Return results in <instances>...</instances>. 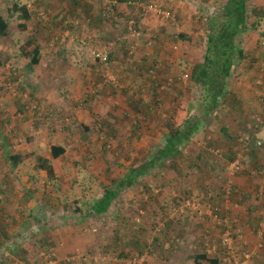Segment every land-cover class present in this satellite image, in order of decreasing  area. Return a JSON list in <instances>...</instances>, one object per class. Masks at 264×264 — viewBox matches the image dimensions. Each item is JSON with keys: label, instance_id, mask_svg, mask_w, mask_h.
Here are the masks:
<instances>
[{"label": "rangeland", "instance_id": "rangeland-1", "mask_svg": "<svg viewBox=\"0 0 264 264\" xmlns=\"http://www.w3.org/2000/svg\"><path fill=\"white\" fill-rule=\"evenodd\" d=\"M116 1L0 0L9 24L0 34V264H33L38 253L34 264H193L198 253L225 264L226 225L192 209L169 211L189 199L218 208L245 240L250 235L255 243L235 247L251 251L252 264H264V18L258 29L241 34L240 44L258 34L257 48L237 61L232 85L220 106L201 118L199 132L122 192L109 212L89 215L106 187L164 146L176 117L173 101L186 87L194 90L190 116L200 119L208 34L226 2L129 0L131 14L120 15ZM254 3L264 7V0ZM15 4L26 6L30 19L13 12ZM31 36L47 66H34L21 54ZM99 49L108 50L107 63ZM251 72L249 88L259 100L242 103L238 93ZM240 107L245 126L228 136L220 113ZM53 145L64 146L66 154L53 158ZM10 154L25 156L15 166ZM39 156L52 161L55 178L38 166ZM237 159L239 166L229 170ZM237 177L252 191L243 190ZM41 239L45 244L36 249Z\"/></svg>", "mask_w": 264, "mask_h": 264}, {"label": "trees", "instance_id": "trees-1", "mask_svg": "<svg viewBox=\"0 0 264 264\" xmlns=\"http://www.w3.org/2000/svg\"><path fill=\"white\" fill-rule=\"evenodd\" d=\"M128 3L129 0H117L113 4V9L120 15H130L131 9ZM12 11H20L24 19H30V13L24 5L15 4ZM263 18L264 7L255 4L254 0H226L221 6V11L212 18L211 31L208 34V45L199 77L203 99L200 115L198 116L200 119L193 121L190 116L194 90L192 87H186L183 94L177 95L173 101L176 108V117L174 121L167 125L164 146L154 152V156L149 162L144 165L130 166L121 178L114 180L111 186L106 187L103 195L90 204L91 211L89 215H102L109 212L122 192L131 189L138 178L146 174L158 162H165L172 155L179 154L181 148L199 132L201 118L209 116L212 111L220 106L221 99L226 95L227 88L231 83L234 67L237 61L244 57L245 53L239 41L242 38L241 34L250 29H258ZM251 19L252 21H250ZM19 26L22 30L27 28L26 23H20ZM8 27V21L3 15H0V34L6 35ZM261 34L264 36L263 32ZM19 49L24 57L30 58L32 65L47 66L48 60L41 54V45L35 36L29 37L20 45ZM51 153L53 158H59L66 154V148L62 145H53ZM31 155L35 156L33 153ZM23 157L20 154L9 155V159L15 166L22 161ZM37 160L38 166L46 171L51 179L55 178L56 171L52 161L44 156L37 157ZM227 178L229 179L227 187L229 183L233 186L234 176L231 175L230 171ZM173 206L175 205H171L169 208L171 213ZM79 210L81 212L80 216L84 218L83 209L78 207ZM70 219L73 220L74 218L71 217ZM44 244L41 239L36 244V249H41ZM38 254L31 256L33 264L34 261L39 260ZM21 257L27 260L26 257ZM205 262L218 263L216 259H210L206 253H198L194 256L193 264H205Z\"/></svg>", "mask_w": 264, "mask_h": 264}, {"label": "built area", "instance_id": "built-area-1", "mask_svg": "<svg viewBox=\"0 0 264 264\" xmlns=\"http://www.w3.org/2000/svg\"><path fill=\"white\" fill-rule=\"evenodd\" d=\"M151 10H155L158 12H161L164 14L167 18L171 16V13L169 11H160L154 5H150ZM134 36H140V33H134ZM261 45L264 46V38L261 41ZM97 56L99 59L107 63L109 54L108 50H103L99 49ZM249 127H251V124H248ZM242 140L244 141L245 145H248L250 143L251 137L250 135H245ZM257 145L261 144L260 140H257L256 143ZM240 164V161L237 159L234 161L231 166L230 170H235ZM232 175V171H231ZM264 176V173H263ZM232 184L229 183L228 187H231ZM206 204L202 202L200 199H189L186 201L183 205H180L178 207L173 206L172 207V212L173 214H181L187 211V209H192L194 210L195 213L199 215H205L203 219L205 218H210L214 219L216 222L222 224L223 226H227L228 229L225 232V237L223 239V245L225 247L224 255L222 257V261L225 264H252V259H253V253L251 251L243 250V251H238L235 247V244L237 243H246L245 240V233L240 227H236L235 229L232 228V225L229 224V221L227 218L222 219L219 213L218 208H210L206 207Z\"/></svg>", "mask_w": 264, "mask_h": 264}, {"label": "crops", "instance_id": "crops-1", "mask_svg": "<svg viewBox=\"0 0 264 264\" xmlns=\"http://www.w3.org/2000/svg\"><path fill=\"white\" fill-rule=\"evenodd\" d=\"M247 35L246 33H244V36ZM251 35H248L244 41L242 42L241 44V47L243 48L244 50V53L246 54V51L247 50H250V51H254L257 46L253 43V40L256 39L257 35L258 34H253L252 38H251ZM246 57V56H245ZM247 60V59H245ZM255 74V73H250L249 74V77H248V80L244 83H241L243 84L242 85V90L240 91V93H238V97H239V100L243 103L244 99L245 100H251V101H254L255 103L258 102L259 100V97L256 95L257 94V91L254 90V89H250V84L251 83H255V79L253 80L252 78V75ZM233 74H232V80L234 79L233 78ZM232 80H231V85H232ZM256 82H258V79L256 80ZM258 87V86H255V88ZM244 93V94H243ZM255 97V98H254ZM247 104V103H246ZM244 113V110L242 109V107L239 108V110L235 109V108H229V109H223L221 111V115H220V119H222L223 117V124H222V129H224L223 131H225L227 128H228V136H231V134H233V132L239 130L240 128H244L245 125L241 124V120H239L242 116V114ZM254 113H256V111H254ZM230 116V118H229ZM247 117V120L245 119L243 122H246L248 123V117L251 116V113L249 112L248 114L245 115ZM243 115V118L245 117ZM256 117H258L257 113L255 115ZM203 130H204V133L203 135L205 134V131H209V129H207V125L206 126H203ZM237 183H239L242 187L243 190H249V191H252V188H250L249 186L245 185V181L243 180L242 177H237ZM239 212V211H238ZM245 220H247V217H244ZM249 234V232H248ZM248 239V240H247ZM250 243V244H253L255 243L256 241L252 239V237L249 235V237L247 238L246 236V243ZM251 246V245H250Z\"/></svg>", "mask_w": 264, "mask_h": 264}]
</instances>
